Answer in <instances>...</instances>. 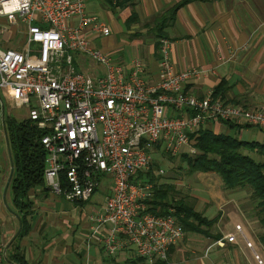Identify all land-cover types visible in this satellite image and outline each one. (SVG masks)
Instances as JSON below:
<instances>
[{
    "label": "built area",
    "instance_id": "1",
    "mask_svg": "<svg viewBox=\"0 0 264 264\" xmlns=\"http://www.w3.org/2000/svg\"><path fill=\"white\" fill-rule=\"evenodd\" d=\"M88 27L96 35L110 34L103 20L87 12L86 0H0V130L5 102L25 107V118L42 131L44 181L52 193L86 202L108 181L103 207L93 217L94 232L108 225L106 252L130 247L146 264L167 260L183 228L174 215L147 210L153 185L135 179L137 174L149 168L153 152L195 153L193 139L209 123L264 131V108L184 91L183 85L200 72L175 70L165 37L158 40L159 78L147 82L139 57L113 61L90 44ZM75 53L99 69H77ZM237 235L255 262L264 264L261 249L241 224L219 243H233ZM5 257L0 240V263Z\"/></svg>",
    "mask_w": 264,
    "mask_h": 264
},
{
    "label": "crops",
    "instance_id": "2",
    "mask_svg": "<svg viewBox=\"0 0 264 264\" xmlns=\"http://www.w3.org/2000/svg\"><path fill=\"white\" fill-rule=\"evenodd\" d=\"M178 1L86 0L87 12L95 14L110 28V34L102 36L91 33L88 27L86 35L94 47H97L95 41L102 36L101 47L110 56L120 53L116 48L117 35L124 33L128 39L125 42L135 47L134 51L144 62V79L155 82L159 78L160 54L155 48L153 23L157 16ZM132 13L136 17L128 24L126 20ZM165 31L174 69L194 68L200 72L183 85L184 91L204 97L212 95L213 89L223 82L224 93L217 97L248 108H264V0H192L177 10ZM81 58L86 57L74 54L75 65L80 69ZM121 60L118 62L124 63ZM221 124L225 123H209L207 127L213 125L217 128ZM245 127L248 126L236 128L242 132ZM196 174L201 188L194 189L193 207L208 220L216 221L206 228L207 234L188 232L193 235L187 237L184 232L182 240L170 247L168 264H257L241 236L237 235L233 243H219L225 234L234 230L235 224H241L246 236L264 255V247L253 230L254 221L246 215L244 204L248 193L237 190L231 194L230 190L223 188L220 176L214 171H198ZM102 185L99 187L108 193V181L107 186ZM31 197L34 205L28 217L30 227L16 242L26 264H105L106 258L116 261L129 258L134 263L137 256L130 247L113 255L106 252L107 224L94 232L93 217L102 209L103 203L94 213L86 215L87 226L78 230L64 218L58 221L54 217L50 210L54 193L47 186L35 188ZM91 198L83 202L63 197L77 208L87 205ZM4 245L6 261L0 264H18L8 259L14 246Z\"/></svg>",
    "mask_w": 264,
    "mask_h": 264
},
{
    "label": "trees",
    "instance_id": "3",
    "mask_svg": "<svg viewBox=\"0 0 264 264\" xmlns=\"http://www.w3.org/2000/svg\"><path fill=\"white\" fill-rule=\"evenodd\" d=\"M190 1L192 0H180L156 17L152 27L156 50H158V40L161 37H166L165 28L175 18L177 10ZM135 17L132 13L126 20L128 24L134 21ZM224 86L223 82L216 86L212 96H222L225 90ZM223 123L230 128L234 127L233 124ZM4 135L12 165L7 188L12 202L19 212V231L15 237L18 238L25 235L30 227L28 217L33 212L34 205L31 192L37 187L46 188L44 181L45 152L40 143L42 131L26 118L17 120L12 115L5 113ZM193 140L196 152L179 154V157L188 164L190 171H214L220 176L225 190L249 188L258 214V221L264 225V161L255 160L244 152L246 150L264 154V143L241 140L224 133H215L210 127L201 128ZM167 156L170 159L174 158L168 154ZM152 165L153 162L146 171L139 172L135 178L153 185L152 195L145 200L147 210L158 215H174L184 232L207 234L206 228L211 227L216 220H208L183 199L172 200L168 187L164 188V184L156 182ZM61 180L65 183L63 173ZM260 240L264 243L263 235L260 236ZM14 243L16 244V242ZM8 259H12L18 264H26L18 252L17 244L14 245ZM133 261V264L145 262L141 257H137ZM152 264H168V260L156 259Z\"/></svg>",
    "mask_w": 264,
    "mask_h": 264
},
{
    "label": "rangeland",
    "instance_id": "4",
    "mask_svg": "<svg viewBox=\"0 0 264 264\" xmlns=\"http://www.w3.org/2000/svg\"><path fill=\"white\" fill-rule=\"evenodd\" d=\"M101 17V16H100ZM104 19V18H102ZM105 20V19H104ZM117 49H119L120 53L111 54L110 57L113 61H123L124 63H128L132 58L139 57L138 53L134 51V46L130 45L127 41V37L123 34L117 35ZM102 36H99L95 41V45L100 50L104 51L101 47ZM11 45V44H9ZM8 45V46H9ZM79 65L81 67L80 70H83L87 73H91L97 69L99 66L89 58H81L79 61ZM5 113L12 115L17 120H22L26 117L27 110L25 107H13L9 103L5 102ZM211 129L213 131H218L224 134L231 135L232 137L239 138L241 140L247 141H259L264 142V131L258 129L254 126H248L242 129V132L239 131L236 127L230 128L225 124H221L216 128V126L211 125ZM240 133V134H239ZM245 153L251 155L255 160L264 161V154H259L257 152H249L244 150ZM152 162H153V174L156 176L157 183L164 184V188L168 187L169 196L172 200L183 199L190 205H195V198L193 197L194 189H200L201 185L199 184V180L197 178V172L190 171L188 164L179 157V155L174 156L173 159L168 158L167 154L163 152H153L152 153ZM11 170L9 149L5 142L4 130H0V240L8 245L7 247L16 245L14 242H18L21 237L15 238L18 228H19V212L17 208L14 206L9 189L7 188V182L9 180V173ZM159 170H162L159 172ZM159 175H156L158 174ZM102 186H107V181H103ZM105 188V187H104ZM167 190V191H168ZM237 190H245L248 193V197H246L247 201L244 204L246 207V215L247 217L254 223L253 230L256 232V235L259 239V243L264 247V243L260 240V236H264V225L258 221V214L256 212L255 204L253 199H251V192L249 188L230 190V193L235 194L233 191ZM107 191L101 187L98 188V192L92 196L90 202L86 205H79V208L75 207V205L71 202L66 201L61 197V195L54 194V199L52 205L50 206V210L54 214V217L61 221L63 218L69 222L72 227L83 228V226H87L86 215L94 213L96 209L100 207V205L104 201V197ZM39 199V196L34 195V198ZM42 198V197H41ZM86 205V206H85ZM85 233L86 231H82ZM187 237L193 235V233H185ZM198 236L197 234H194ZM15 238V239H14ZM14 239V240H13ZM12 244V245H11ZM204 247V246H203ZM202 247V249H203ZM9 254V252H8ZM85 256V251L84 255ZM107 257V255H106ZM6 261V260H5ZM4 261V262H5ZM7 263V262H6ZM14 264V263H12ZM105 264H133L130 262L129 258L126 260H114L113 258H106ZM138 264H144L143 262H139Z\"/></svg>",
    "mask_w": 264,
    "mask_h": 264
},
{
    "label": "water",
    "instance_id": "5",
    "mask_svg": "<svg viewBox=\"0 0 264 264\" xmlns=\"http://www.w3.org/2000/svg\"><path fill=\"white\" fill-rule=\"evenodd\" d=\"M4 118H5V115H4V108H3V117H2L3 129H4ZM11 170H12V165H11ZM18 231H19V229H18Z\"/></svg>",
    "mask_w": 264,
    "mask_h": 264
}]
</instances>
